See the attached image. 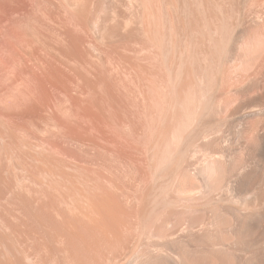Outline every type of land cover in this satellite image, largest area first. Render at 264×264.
Listing matches in <instances>:
<instances>
[{
    "label": "bare ground",
    "instance_id": "1",
    "mask_svg": "<svg viewBox=\"0 0 264 264\" xmlns=\"http://www.w3.org/2000/svg\"><path fill=\"white\" fill-rule=\"evenodd\" d=\"M0 264H264V0H0Z\"/></svg>",
    "mask_w": 264,
    "mask_h": 264
}]
</instances>
